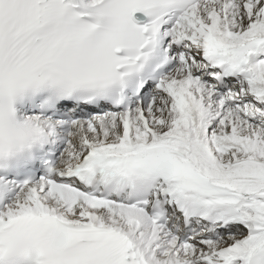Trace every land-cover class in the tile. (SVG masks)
I'll use <instances>...</instances> for the list:
<instances>
[{
    "label": "snow or ice",
    "instance_id": "1",
    "mask_svg": "<svg viewBox=\"0 0 264 264\" xmlns=\"http://www.w3.org/2000/svg\"><path fill=\"white\" fill-rule=\"evenodd\" d=\"M0 264H264V0H0Z\"/></svg>",
    "mask_w": 264,
    "mask_h": 264
}]
</instances>
